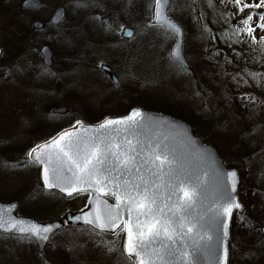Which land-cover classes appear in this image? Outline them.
I'll return each instance as SVG.
<instances>
[{
  "label": "rangeland",
  "instance_id": "rangeland-1",
  "mask_svg": "<svg viewBox=\"0 0 264 264\" xmlns=\"http://www.w3.org/2000/svg\"><path fill=\"white\" fill-rule=\"evenodd\" d=\"M148 1L151 0H41V7L27 9L20 8L21 0H0V197L18 196L11 199L19 202L18 208L22 202L26 207L43 204L45 212L29 215L44 221L57 217L60 210L74 211L83 206L84 193L67 199L41 193L37 168L27 162L30 144L45 140L51 133H43L70 115L82 118L86 110L104 112L103 116L112 114L120 101L137 105L135 102L143 101L148 91L157 103L172 101L184 108L191 106L205 117L204 96L195 74L185 73L171 60L173 36L160 27L149 26L152 11ZM192 1L171 0L168 8V15L180 23L184 33ZM58 6L65 8L66 18L59 26L49 27L46 21ZM262 8L257 9L263 11ZM106 16L110 22L103 28L101 18ZM256 20L255 34L260 33L258 24L262 23L259 17ZM34 21H41L43 27L33 29ZM28 27L33 33L26 34ZM125 27L133 29L132 37H121V28ZM45 43L54 53L53 69L45 67L37 54ZM188 50L184 44L187 61L192 57ZM102 64L113 68L118 84L102 72ZM15 69L21 73H9ZM52 102L57 103L54 107H66V113L47 118L52 112L47 107ZM233 118L226 111L221 117L224 127H231ZM198 131L203 138L205 130ZM263 159V154L253 159L260 171H264ZM241 184L242 180L239 187ZM246 211L244 206L239 218L251 221ZM18 213L23 215L21 210ZM86 229L65 226L41 252L27 237L0 234V264H125L118 235L97 236ZM246 239L252 238L248 235ZM236 240L234 256L242 258L247 253L239 247L246 245V240ZM239 264L249 263L244 259Z\"/></svg>",
  "mask_w": 264,
  "mask_h": 264
},
{
  "label": "snow or ice",
  "instance_id": "snow-or-ice-1",
  "mask_svg": "<svg viewBox=\"0 0 264 264\" xmlns=\"http://www.w3.org/2000/svg\"><path fill=\"white\" fill-rule=\"evenodd\" d=\"M168 2L169 0H154V19H150L149 26L164 27L165 31L170 29L174 35H178L181 29L162 15V9ZM224 2L225 0H221V3ZM228 2L233 3L241 12L246 8L264 7V0L253 5L242 3V0ZM259 19L262 23L258 24V28L264 31V14ZM252 20V15L241 20L240 23L245 27L237 32L246 31L255 42V30L249 24ZM121 31L127 37L133 36L131 31L124 28ZM205 31L208 29L205 28ZM259 40L264 42V35ZM102 67L107 68L106 65ZM127 119L131 120L132 117ZM76 123L79 124L80 121ZM119 123L118 120L106 119L99 127L105 129ZM45 148H54L55 152L44 153L41 150ZM26 155L27 162L43 166L45 188H59L68 197L83 192H88L91 196L95 192L98 194V201L99 194L113 197L115 205H108L104 201L109 209L106 214L97 211L94 218H89L88 213H83V217L75 216L72 219L78 221L83 218L85 224L92 225L101 232L116 233L123 228L126 234L123 252L129 259L134 258L135 264H185L189 255L185 251L187 245L176 247V244L178 240L183 243V239L193 233L195 226L191 224L189 210L197 199L200 185L189 183L190 175L186 164L177 158L176 151L167 143L141 145L137 142L133 145L127 139L124 143L113 142L109 135L74 138L70 132H63L50 142L36 145ZM227 175L233 177L236 173L229 172ZM235 190L233 185L232 191ZM222 201L216 206V215L225 217L217 223L223 229L221 239L226 241L229 236L227 218L233 215L234 209H240L242 205L231 194L222 197ZM81 211L83 212L82 209ZM58 227L59 225L34 224L30 229L22 228L19 231L30 233V237L38 241H46L49 234L54 233V229ZM203 227L204 224L201 223L200 228ZM207 239L211 240L212 237L207 236ZM109 251L112 249L109 248ZM227 260L228 249L224 247L218 264H226ZM187 264L192 262L187 261Z\"/></svg>",
  "mask_w": 264,
  "mask_h": 264
},
{
  "label": "trees",
  "instance_id": "trees-1",
  "mask_svg": "<svg viewBox=\"0 0 264 264\" xmlns=\"http://www.w3.org/2000/svg\"><path fill=\"white\" fill-rule=\"evenodd\" d=\"M255 1L242 0V3L249 2V5H253L257 4ZM149 3L152 11V0ZM191 8L186 16L187 30L184 37L185 48L189 49V53L192 52L190 54L192 57L188 58L190 67L185 69L171 60L185 73L195 74L194 79L200 86L199 92L204 96L205 117L191 106L184 108L185 106L182 107L183 105L172 101H168L167 104L157 103L148 91L145 92L147 98L144 97L143 101L138 100L135 104L184 119L193 125L194 133L201 137L198 129H204L206 134L202 139L217 149L226 166L240 169L242 186L239 187V195L251 221L240 219V214L233 217L229 264H239L244 259L249 264H264V171L253 165L254 156L259 154L264 156V42L259 40L264 31L253 33L256 37L255 42L246 31L237 32L238 29L245 27L240 21L248 15L253 16L249 24L255 30V23L259 21L256 19L264 14V7L263 11L253 7L241 12L228 0L224 3H221V0H193ZM197 26L202 28L197 29ZM205 28L208 31H205ZM31 33L33 32L28 27L26 34ZM165 33L171 37L167 31ZM56 104L52 102L47 108L52 109ZM129 107H131L129 104L120 101L112 114L123 113ZM226 111L234 116L231 127H224L221 122V117ZM103 113L86 110V116L82 118H77V115H70L65 119L62 117L61 121L55 122L43 135L49 132L53 134L78 120L86 122L99 120ZM49 114L46 115L47 118L57 116L52 112ZM46 126H49V122ZM32 139L35 137L31 138L30 143L34 141ZM32 145L33 143L30 144ZM38 187L41 193L48 194L40 185ZM16 198L18 196L12 195L0 197V200ZM19 210L22 214L29 215L45 212L46 207L43 204L26 207L22 202ZM62 212L60 210L56 216H61ZM248 235L252 239H246ZM237 238L246 240V245L239 247V250L243 249L247 253L243 259L238 255L234 256L233 247L237 245Z\"/></svg>",
  "mask_w": 264,
  "mask_h": 264
},
{
  "label": "water",
  "instance_id": "water-1",
  "mask_svg": "<svg viewBox=\"0 0 264 264\" xmlns=\"http://www.w3.org/2000/svg\"><path fill=\"white\" fill-rule=\"evenodd\" d=\"M171 0L162 9V15L167 17L172 23L176 24L181 32L175 36V41L172 45L171 56L184 65L188 67L182 51L183 45V29L181 25L171 19L168 16V8ZM41 4L40 0H22L21 8H36ZM155 5L153 8V19H154ZM65 18V8L63 6H58L51 14L48 24L52 26L59 25ZM105 25L109 23V18L104 17L102 19ZM34 29H41L43 23L41 21H34L32 24ZM133 33V30L129 27L124 28ZM172 33V31L169 29ZM173 34V33H172ZM123 38H130L124 35L122 31ZM51 38V34H47V39ZM40 53L42 55L43 63L47 66L52 64V52L48 45H43L40 48ZM107 68L102 70L111 75L114 82L117 78L114 76L111 68L106 65ZM66 107L59 106L53 109L55 113H65ZM134 113H139V115H133ZM131 116L132 119L129 120L127 117ZM106 119L118 120L119 124L107 126L105 129L99 127ZM117 130L119 133L117 134ZM63 132H70L72 136L92 138L100 135H109L113 142L124 143L125 139L130 140L133 145L139 142L141 145L157 144V143H167L171 148L176 151L177 158L182 160L186 166L188 174L190 175L189 183L192 185L199 184V192L197 199L194 202L193 207L189 210V215L191 219V224L194 225L193 233L189 234L188 237L181 241H177L176 247H183L187 245L185 251L189 253L186 257L185 264L187 261H191L192 264H218V258L223 255V248L227 247L230 239V225L232 216L228 219V232L229 236L227 240H222L223 229L222 226L217 223L218 220H223L225 217L216 215V206L218 203H222V197L231 194L235 201L241 203L238 196V186L240 183L239 172L236 168L226 167L221 157L218 155L215 148L211 145L204 143L200 137L193 134L191 126L179 118L173 117L171 115L164 114L162 112H157L154 110H146L142 107L136 106L128 110V112L115 115L107 116L96 123H79L67 127L51 139L46 142H50L54 138H57ZM43 142L41 144H45ZM44 153L55 152L54 148H45L41 150ZM39 179L46 191H56L59 194L68 197L65 193L59 191V188L48 189L44 187L43 184V166L39 165ZM229 172H235L236 175L229 177L227 174ZM235 185V192L232 191V186ZM98 194L93 192L87 201V205L82 211L78 212H67L64 215V220L66 223L73 225H88L85 224L83 218L81 220H74L72 217L81 216L83 213H88L89 218H94L97 211L102 214H106L109 209L105 206L104 201H107L108 205H115V202L110 201L106 196L99 194V201L97 200ZM173 199H175L173 197ZM91 201V203H90ZM18 201H11L7 203L0 202V231L13 234V235H30V233L21 232L20 229H30L34 224L38 225H59L58 228L54 229V232L60 230L64 223L61 220H50L46 222H39L33 218L26 216L17 215L16 211L18 209ZM240 209H234L240 212ZM201 217L203 219L201 220ZM126 218V216H125ZM204 224L203 228H200V224ZM91 228L100 231L98 228H94L92 225H88ZM113 233V232H108ZM53 233L49 234V238ZM207 236H211L212 239L208 240ZM204 237V239H201ZM34 238V237H33ZM35 239V238H34ZM126 239V234L124 240ZM49 240V239H48ZM38 241L35 239L37 247L39 250H43L47 241ZM193 241L197 243L194 244ZM124 243V241H123ZM223 245V246H222ZM158 246V245H157ZM135 263L134 258L132 259ZM226 264H229L228 260Z\"/></svg>",
  "mask_w": 264,
  "mask_h": 264
},
{
  "label": "flooded vegetation",
  "instance_id": "flooded-vegetation-1",
  "mask_svg": "<svg viewBox=\"0 0 264 264\" xmlns=\"http://www.w3.org/2000/svg\"><path fill=\"white\" fill-rule=\"evenodd\" d=\"M42 62V60H41ZM43 64V63H42ZM53 66H54V54H53V63L52 65L49 67L51 69H53ZM116 235L119 236V242L121 243L120 246H119V250L121 251L122 253V257H123V260L125 261V264H134L133 261L131 259H129L123 252V249H122V242H123V238H124V231H123V228H120L116 233ZM52 239V237H51ZM50 239V240H51Z\"/></svg>",
  "mask_w": 264,
  "mask_h": 264
}]
</instances>
